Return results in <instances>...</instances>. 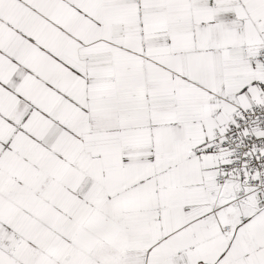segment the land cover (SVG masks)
I'll list each match as a JSON object with an SVG mask.
<instances>
[{"label": "snow or ice", "instance_id": "6c2138e0", "mask_svg": "<svg viewBox=\"0 0 264 264\" xmlns=\"http://www.w3.org/2000/svg\"><path fill=\"white\" fill-rule=\"evenodd\" d=\"M0 264H264V0H0Z\"/></svg>", "mask_w": 264, "mask_h": 264}]
</instances>
